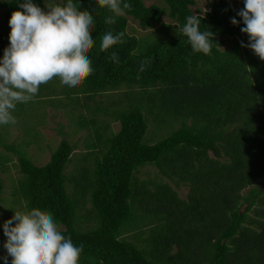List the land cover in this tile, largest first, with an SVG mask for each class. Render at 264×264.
I'll list each match as a JSON object with an SVG mask.
<instances>
[{
  "label": "trees",
  "instance_id": "1",
  "mask_svg": "<svg viewBox=\"0 0 264 264\" xmlns=\"http://www.w3.org/2000/svg\"><path fill=\"white\" fill-rule=\"evenodd\" d=\"M150 1L147 6L144 0H123L131 8L109 25L105 19L114 14L96 0H73L93 16L94 45L88 53L93 72L75 89L58 81L60 90L47 87L38 93L48 97L40 99L59 98L48 107L63 110L70 125L87 136L75 143L61 140L43 166L26 158L38 138L2 141V155L16 158L19 177L14 180L28 209L51 213L65 237L83 244L80 264H264V60L241 45L250 43L237 15L244 0ZM20 2L0 0L5 22L22 10ZM33 2L45 8L67 0ZM195 14L201 16V31L215 34L207 55L193 53L187 38L178 35L186 17ZM162 17L171 23L161 24ZM129 20L142 31L159 24L161 30L137 37L128 31ZM109 31L125 36L101 52L100 38ZM10 32L0 26V60ZM227 40L232 46L224 48ZM112 52L118 64L109 59ZM126 87L133 88L132 95ZM119 92L126 109L102 113L103 96ZM112 99L116 108L122 104ZM104 114L120 126L114 133L107 123L104 129L111 135L105 141L97 126ZM145 116L163 127L169 122L171 134L146 143ZM84 149L91 151L82 157ZM98 149L101 153L94 154ZM73 154L82 158L75 167ZM146 166L155 169L153 179H140ZM7 170L6 164L0 166V173ZM182 188L184 196L177 191ZM2 191L0 182V200ZM78 198L93 218L75 220ZM83 223L90 227L84 229Z\"/></svg>",
  "mask_w": 264,
  "mask_h": 264
},
{
  "label": "clouds",
  "instance_id": "2",
  "mask_svg": "<svg viewBox=\"0 0 264 264\" xmlns=\"http://www.w3.org/2000/svg\"><path fill=\"white\" fill-rule=\"evenodd\" d=\"M100 8L110 15L106 24L116 22L124 10L131 5L123 0H96ZM19 8L9 20L10 44L0 60V125H15L13 115L18 104L28 103L37 96L41 85L58 79L61 86L79 87L92 74L89 51L93 48V16L88 11L79 10L78 4L67 0L66 4L49 2L45 8L33 0H22ZM245 27L241 31L248 35L250 48L264 60V0H244V7L237 13ZM233 25L240 21L232 18ZM201 16L189 15L186 23L178 28V35L187 38L193 53L211 52L215 34L200 29ZM123 31L102 35L99 50L107 52L122 42ZM119 63L116 52L109 57ZM143 70V64L141 65ZM15 222V223H14ZM7 237L3 258L8 264H80L83 244L76 246L71 237L61 233L51 213L39 208L15 211L11 219L3 224Z\"/></svg>",
  "mask_w": 264,
  "mask_h": 264
},
{
  "label": "rangeland",
  "instance_id": "3",
  "mask_svg": "<svg viewBox=\"0 0 264 264\" xmlns=\"http://www.w3.org/2000/svg\"><path fill=\"white\" fill-rule=\"evenodd\" d=\"M144 3L145 5L148 6L150 4H153L154 1L144 0ZM199 7L202 11H204L205 10L204 2L200 1ZM194 12L196 11L194 10ZM170 23L171 21L167 17H162L161 24H170ZM0 26L10 28L9 22L4 21L3 10H0ZM158 30H161L160 24L157 25L154 30L142 31L139 29L136 22L129 20L128 31L131 35L140 37L155 33ZM161 34L165 35V31H161L159 35ZM230 46H232V40H227L224 48H228ZM58 81H59L58 79H53L49 83L41 85L39 90L43 89L42 92H44L46 90L45 88L50 87L52 89V92H56L60 88L59 86L55 85ZM131 89L133 88H130V90ZM126 90H128V94L130 95H132L131 91H134V90L130 91L129 88L127 87ZM121 94L122 92L115 93L113 96L111 94H105L102 99L97 98V99H101L100 108L103 110L101 112L103 113L105 111H108V113L112 114L116 112V109L117 111L118 109L125 110L127 104L124 102L125 100H123V97L122 100L121 98L119 99ZM40 97H47V96H42L40 95V93H38L37 96L34 98V100L28 103H22L17 105V108L13 113L17 121L15 125H6V126L0 125V144L2 141L8 143L10 139L11 140L9 142L11 143V141L15 140L16 137L18 139L20 137V141L26 138L28 139L38 138L36 144L37 146H32L31 148H29L30 158L25 156L27 159L31 160L36 166H43L49 161L51 154L56 151L61 140H66L69 143H75V142L83 141L84 137L87 136V131L78 132V125H76L77 127L70 125L68 119L63 115V110H57L52 107H48L49 105L54 106L53 103L56 102L57 104H59L60 101L59 98L55 101H52V99H47L48 97L46 99L45 98L40 99ZM116 97H118L117 103L120 100L122 101V104L120 102L117 104V108L114 106L113 103V101L115 100L112 99ZM41 109L44 110L47 113V115H43V111H41ZM68 110L71 112V108H69ZM156 116H157V112H156ZM76 120H80V119H76ZM145 120L148 127L146 133L147 137L145 138L146 143H157L162 139H164L165 137H168L172 132L171 127L167 128L169 126L168 124L169 122H167L163 127L162 125H160L158 121L157 123L154 121V117L148 119L147 116H145ZM84 122L86 121L84 120ZM107 123L111 124L110 129H112V132L114 133L118 132L120 128L119 123H113L110 119V116L107 117L105 116V114L101 116L98 120L97 126H98V131H101L100 134L104 141L107 139V137H110L111 135L108 131L106 132V129H104ZM96 127L94 129H96ZM103 129L104 131H102ZM42 133L45 136V138L43 136H40ZM81 147L82 146H80L79 148ZM22 148L20 149L22 150ZM4 150L5 149L0 145V166L6 164V166L9 168V170L0 173V182L3 183V191L0 200V260L3 256L7 254V250L4 248V243L7 240V237L4 235L3 232L4 222L11 219V217L14 215V210L15 211L29 210L27 202L21 197V192H19V189L17 188L18 183L17 181L14 180L16 179V177H19L16 158L14 155H11L12 160L9 161L10 158L8 159V157L2 155ZM78 151L81 152L80 150ZM85 151L90 152L91 150L84 149L82 151V157L84 156L83 154L85 153ZM100 151H101L100 149H98V151L94 150L93 153L100 154L101 153ZM74 152H76V150ZM88 157L90 158V161L91 158L92 161H95L94 159H96L92 154L88 155ZM72 158H73L74 167L77 165L76 160L82 159L79 158L78 154H73ZM95 164L96 163L94 162L92 166H94ZM71 167L72 165H70V168ZM155 175H156V171L151 166H146L140 168L139 170L140 179H147V178L153 179ZM177 191L180 196H184L186 194V190H184L183 188L177 189ZM78 200L79 201L81 200V202H79V204L75 203L76 205H74L73 207L77 212V216L75 220L78 219V221L80 222L81 221L85 222L88 219L93 218L94 214L86 213V210L82 208L83 198H78ZM85 207L86 209H90L91 205L88 203ZM242 209H244V207H242ZM93 223L96 225V221H94ZM97 224H99V219ZM58 226L60 230L63 229V227H61L60 225ZM87 227H90V225L88 223H83V228L86 229Z\"/></svg>",
  "mask_w": 264,
  "mask_h": 264
},
{
  "label": "crops",
  "instance_id": "4",
  "mask_svg": "<svg viewBox=\"0 0 264 264\" xmlns=\"http://www.w3.org/2000/svg\"><path fill=\"white\" fill-rule=\"evenodd\" d=\"M40 136H43V137L45 138V136L43 135V133H42ZM18 137H19V136H18ZM16 138H17V137H16ZM16 138H15V140H13V141H16V140H18V138H17V139H16ZM10 140H11V139H10ZM13 141H11V142H13ZM32 146H36V145H35V144H33ZM32 146H31V147H32Z\"/></svg>",
  "mask_w": 264,
  "mask_h": 264
},
{
  "label": "water",
  "instance_id": "5",
  "mask_svg": "<svg viewBox=\"0 0 264 264\" xmlns=\"http://www.w3.org/2000/svg\"><path fill=\"white\" fill-rule=\"evenodd\" d=\"M243 210H244V209H242V208H241V210H240V213H242V212H243Z\"/></svg>",
  "mask_w": 264,
  "mask_h": 264
}]
</instances>
